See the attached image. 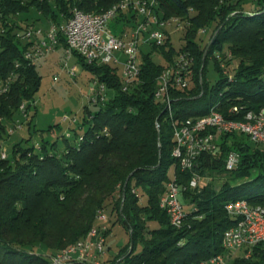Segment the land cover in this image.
<instances>
[{
	"label": "trees",
	"instance_id": "obj_1",
	"mask_svg": "<svg viewBox=\"0 0 264 264\" xmlns=\"http://www.w3.org/2000/svg\"><path fill=\"white\" fill-rule=\"evenodd\" d=\"M118 1L0 0V140L10 135L24 101L28 112V136L0 158V264H48L51 255L100 225L101 210L111 223L107 233L119 223L129 234L108 264H195L223 252L222 235L233 221L225 208L228 200L242 195L252 205L264 206V147L248 135L222 134L217 153L202 152L196 158L193 170L207 175L227 171L230 150L240 153L238 166L227 171L218 188L211 179L200 188L190 187L192 170L182 169L172 153L175 122L202 115L217 103L227 116L231 105L264 107V0H158L159 18L184 21L181 44L176 46L168 32L163 43L152 42L148 51H141L140 73L127 89L118 64L89 62L75 52L91 78L105 83L107 99L86 104L70 135H42L38 147L29 142L42 74L38 63L24 58L29 42L16 35L22 22L44 27L68 20L75 6L102 12ZM137 23L136 14L121 12L109 28L120 34ZM208 26L212 30L205 40L200 29ZM57 46L65 50L64 35ZM180 50L193 56L192 83L171 88L170 116L155 89L160 73ZM225 50L238 61L233 73L227 59L228 73L223 72ZM209 61L218 73L215 82L206 78ZM172 178L191 204L180 227L160 206ZM230 264H264V248L257 245L251 256Z\"/></svg>",
	"mask_w": 264,
	"mask_h": 264
},
{
	"label": "built area",
	"instance_id": "obj_2",
	"mask_svg": "<svg viewBox=\"0 0 264 264\" xmlns=\"http://www.w3.org/2000/svg\"><path fill=\"white\" fill-rule=\"evenodd\" d=\"M158 6V0H126L123 7L117 8L113 14L98 18L87 17L84 10L75 6L72 16L62 23L51 22L47 28L41 25H26L18 30L16 35L29 42L24 51V58L32 63H38L44 55L56 49L62 34L67 43L65 48L67 58H71L77 52L89 62L118 64L123 88L127 89L129 86H125V78H133L134 83L140 73L141 44L152 42L161 44L167 37L168 26L181 28L183 25L181 21L176 20V16L159 18L156 10ZM121 12L136 14L138 23L124 29L120 34H114L109 24ZM216 56L222 59L221 53L217 52ZM230 56L231 51L227 50L221 61L225 74L228 73L226 59ZM64 65H67V61ZM191 68L187 50H180L174 62L163 69L169 70V77L161 78L155 89V98L163 103H171L172 87L190 86L192 83ZM76 70V65L68 68L71 74H75ZM93 80L96 85H91L92 101L107 99L105 83L97 77ZM20 110L25 118L28 117L26 105L20 106ZM250 111H259V118H254L253 124L246 130L236 129L228 122H220V115L225 112H219L218 109L209 114L187 117L180 123H174L175 154H179L182 169L192 170L190 187L200 188L205 183L203 176L193 170L195 160L202 152L217 153L222 134L244 133L264 147V107L255 110L231 105L227 108V113L242 120ZM75 121L76 118H73L72 123ZM16 126L18 128L22 126L18 120ZM7 155L6 149L1 148L0 158ZM239 162L240 153L237 150H230L226 156V169L229 171L235 169ZM182 188L183 186L172 178L167 181L166 189L161 195L162 208L176 227L183 224L187 212L179 197ZM225 208L233 221L222 235L223 252H218V255L211 258L200 259L195 264H230L237 257L251 256L257 245L264 248V217H260V210H264V206L252 205L249 201L243 200L226 203ZM98 220L100 225L93 226L89 234L77 240L73 244V251L65 255H51L49 264H105L109 249L107 214L101 210Z\"/></svg>",
	"mask_w": 264,
	"mask_h": 264
},
{
	"label": "rangeland",
	"instance_id": "obj_3",
	"mask_svg": "<svg viewBox=\"0 0 264 264\" xmlns=\"http://www.w3.org/2000/svg\"><path fill=\"white\" fill-rule=\"evenodd\" d=\"M15 16H13L14 18ZM16 18V17H15ZM183 23L184 21L180 19ZM23 21L24 26L31 25V21ZM29 22V23H27ZM40 22H37L34 25H41ZM209 27V28H208ZM206 31L202 32L205 40H208L210 32L212 30L211 26H208ZM167 31L171 33L172 40L176 46L181 44V28H176L174 25H170L167 28ZM202 29V28H201ZM142 51H148L150 49V44L142 43ZM230 51V50H228ZM225 53L227 50L224 51ZM155 59L161 60L159 55H155ZM231 60L230 69L233 73V67L237 65V59L232 55L227 58ZM67 61V65H64V62ZM76 65L77 70L75 74H71L68 71V68ZM38 70L42 74V82L39 90L37 91L35 97L34 115L32 117V127L33 130L32 138L30 143L36 145L40 141L41 136L48 138H53L57 135L71 133V125L76 126L79 119L83 114V110L86 104H89L92 101V92L91 85H96L94 80L91 78L92 74L89 70L83 68L78 59L74 56L72 58H67L65 50L62 46H57L55 50L44 55L40 62H38ZM206 78L210 82H215L218 79V73L214 67V63L209 61L207 63V72ZM220 97H218V100ZM24 116L20 114L17 115L16 121L14 124L9 126V136L5 139L0 140V149L5 148L8 156L12 144L20 139L21 137L28 136V130L26 123L24 121ZM76 118V121L72 123V119ZM17 120L22 126L18 128L16 126ZM59 124L55 126V124ZM53 125L52 130H48L49 126ZM34 128L37 130L34 131ZM11 131V132H10ZM38 147V145H36ZM228 171V170H227ZM227 171L220 172L218 170H213L207 175H202L205 182L210 179L215 183V187L218 188L220 184L227 179L229 176ZM254 171L253 174H255ZM179 197L184 204V208L187 210L191 207V204H188L184 199L183 195L180 192ZM239 197H242L240 195ZM108 218V217H107ZM108 226L111 225L107 221ZM108 236V257L115 255L119 248L123 246L129 240V234L124 226L119 223H116L112 226L111 231L107 234ZM105 264H108L105 262Z\"/></svg>",
	"mask_w": 264,
	"mask_h": 264
},
{
	"label": "bare ground",
	"instance_id": "obj_4",
	"mask_svg": "<svg viewBox=\"0 0 264 264\" xmlns=\"http://www.w3.org/2000/svg\"><path fill=\"white\" fill-rule=\"evenodd\" d=\"M125 3H126V0H120V1H118L116 3H114L110 8L106 9L105 11H102V12H87V11H85V14L87 15V17H91V18L107 17L108 15L113 14V12H115L117 8L123 7V5ZM176 20L181 21L178 17H176ZM200 31L202 33L204 31H206V28H202V29H200ZM187 54L189 55V61H190L191 65H192L193 56H192V54L189 51H187ZM192 76H193V70L191 68V80H192ZM168 77H169V70H162L161 74L158 77V83H160L161 78H168ZM132 83H133V78H125V86H130ZM181 87L185 88V87H188V86H181ZM26 104H27V102L24 101V102L21 103V106H25ZM165 104H166V107H167L169 113L171 114V103H165ZM220 107L221 106L218 103L217 104H213L208 109V112H206L204 114H209L211 112H214L217 109H218L219 112H224L222 110V108H220ZM204 114H202V115H204ZM227 114H230V113H227ZM230 116L229 115L227 116V115H225V113H223V115H220V122H228V123H230V125H233L236 129L246 130L247 128L251 127V125L254 122V118H259V111H250V114H245L244 115V120L238 119V116H236V115H230ZM234 116H236V117H234ZM190 117H195V116H190ZM173 131H174V129H173ZM172 153L179 160V154H175V145H174ZM243 200L244 201H248L246 198L239 197V198L230 199L226 203H232V202H235V201H243ZM160 206L162 207V198L161 197H160ZM100 213H101V211H99L97 217L100 216ZM260 217H264V210H260ZM88 231H90V230H88ZM87 234H89V232ZM78 240H81V238L78 239ZM76 242L77 241L68 244L67 246L61 248L60 250H58L54 254H56V255L68 254L70 251H73V244H75ZM214 255H218V253L213 254V255H211L208 258H211ZM48 264H49V262H48Z\"/></svg>",
	"mask_w": 264,
	"mask_h": 264
},
{
	"label": "crops",
	"instance_id": "obj_5",
	"mask_svg": "<svg viewBox=\"0 0 264 264\" xmlns=\"http://www.w3.org/2000/svg\"><path fill=\"white\" fill-rule=\"evenodd\" d=\"M47 27H48V24L44 26V28H47ZM72 57H74V55H73ZM72 57H71V58H72Z\"/></svg>",
	"mask_w": 264,
	"mask_h": 264
},
{
	"label": "water",
	"instance_id": "obj_6",
	"mask_svg": "<svg viewBox=\"0 0 264 264\" xmlns=\"http://www.w3.org/2000/svg\"><path fill=\"white\" fill-rule=\"evenodd\" d=\"M205 55H206V52H205Z\"/></svg>",
	"mask_w": 264,
	"mask_h": 264
}]
</instances>
